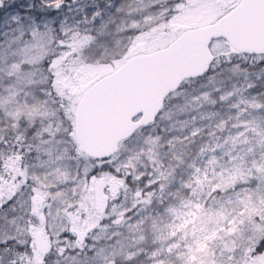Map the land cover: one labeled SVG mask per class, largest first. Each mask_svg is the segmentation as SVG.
Returning <instances> with one entry per match:
<instances>
[{"label":"snow or ice","instance_id":"obj_1","mask_svg":"<svg viewBox=\"0 0 264 264\" xmlns=\"http://www.w3.org/2000/svg\"><path fill=\"white\" fill-rule=\"evenodd\" d=\"M0 264H264V0H0Z\"/></svg>","mask_w":264,"mask_h":264}]
</instances>
